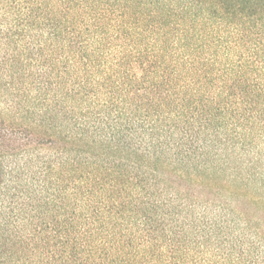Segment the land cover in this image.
I'll use <instances>...</instances> for the list:
<instances>
[{
    "label": "trees",
    "instance_id": "1",
    "mask_svg": "<svg viewBox=\"0 0 264 264\" xmlns=\"http://www.w3.org/2000/svg\"><path fill=\"white\" fill-rule=\"evenodd\" d=\"M0 264H264V0H0Z\"/></svg>",
    "mask_w": 264,
    "mask_h": 264
}]
</instances>
